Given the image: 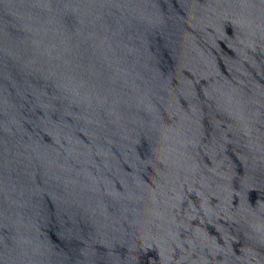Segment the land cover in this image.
Wrapping results in <instances>:
<instances>
[{"label":"water","instance_id":"water-1","mask_svg":"<svg viewBox=\"0 0 264 264\" xmlns=\"http://www.w3.org/2000/svg\"><path fill=\"white\" fill-rule=\"evenodd\" d=\"M0 264H264V0H0Z\"/></svg>","mask_w":264,"mask_h":264}]
</instances>
